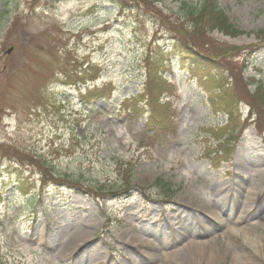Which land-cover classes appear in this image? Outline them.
<instances>
[{
    "label": "rangeland",
    "instance_id": "374dc122",
    "mask_svg": "<svg viewBox=\"0 0 264 264\" xmlns=\"http://www.w3.org/2000/svg\"><path fill=\"white\" fill-rule=\"evenodd\" d=\"M178 2L147 10L129 1L122 11L110 0H0V264H155L145 244L157 240L166 245L158 264H205L196 248L184 250V228L195 216L218 225L211 209L228 210L224 193L242 219L236 195L253 184L247 230L237 226L212 263L258 249L264 264V179L252 164L264 159V118L246 119L241 103L231 159L206 161L216 149L206 131L228 123L211 111L206 88L234 90L228 72L190 79L195 63L160 24L189 34ZM216 2L245 34L210 37L243 49L233 71L241 83L264 80V0ZM154 70L172 85L164 119L137 105ZM124 180L132 187L121 189Z\"/></svg>",
    "mask_w": 264,
    "mask_h": 264
},
{
    "label": "trees",
    "instance_id": "16d2710c",
    "mask_svg": "<svg viewBox=\"0 0 264 264\" xmlns=\"http://www.w3.org/2000/svg\"><path fill=\"white\" fill-rule=\"evenodd\" d=\"M112 3L122 10L128 6L131 1L137 7L139 5L147 7V10L162 4L165 0H111ZM178 2V0H177ZM181 11L182 22L188 25L189 34H185L184 30H180L175 23L160 20L163 28L167 27L173 33L171 36L174 49L180 51L187 56L194 66H191V76L198 78L203 83L201 72L205 69L218 71L220 74L218 80L222 81V77L229 74L232 81L229 85L234 90L232 93L224 90L220 85L217 87H207L208 101L210 108L215 115L224 114L227 117V126L208 130L206 133L213 137V144L217 145L216 153L224 155L225 160H229L232 156L234 148L238 144L239 138L237 132H240V116L239 105L245 103L250 110V119L258 117V120L264 118V80L257 81L252 79L241 83L239 75H234L236 70L234 59L243 51L240 47L230 46L227 43H216L210 36L217 32L223 37L243 36L245 33L237 26L230 22L229 17L217 4L216 0H204L201 6L189 5L186 2H178ZM149 7V9H148ZM158 15V12L155 13ZM177 25H179L177 23ZM181 26V25H179ZM260 39H264V32L258 33ZM231 59V60H229ZM193 67V68H192ZM243 67H246L243 63ZM149 77L146 80L145 93L148 94V104L154 110L159 112L162 110L160 100L163 96H169L171 86L163 78H158L159 72L149 71ZM228 72V73H227ZM227 73V74H226ZM242 75V73H241ZM212 85L211 80L206 82ZM236 83V89L233 87ZM249 86L254 87V91H250ZM145 96V95H144ZM143 96V97H144ZM144 99L140 100L142 102ZM215 154V153H214ZM215 154V155H217ZM217 155V156H219ZM43 182L46 178L43 177ZM131 182H124L125 188L130 187ZM79 184L76 183L75 186Z\"/></svg>",
    "mask_w": 264,
    "mask_h": 264
},
{
    "label": "bare ground",
    "instance_id": "6f19581e",
    "mask_svg": "<svg viewBox=\"0 0 264 264\" xmlns=\"http://www.w3.org/2000/svg\"><path fill=\"white\" fill-rule=\"evenodd\" d=\"M252 164H254V168L257 171L256 173H260L261 178L264 179V168L261 169L264 164V159L252 160ZM254 190H256V188L253 184V187H246L244 188V190L240 189V191L236 195L237 208L243 213L242 219H240V217L236 213L234 206L229 205L230 200L226 193L223 194V198H225L226 207L228 210L221 216L220 213L211 209V211L214 213L216 220H218L219 222L218 225L206 218H203V222L199 221L195 216L193 222L190 224V226L184 228V233L181 235V238L183 240L188 239V242L184 244V250L189 249L191 246H193L194 248H196V252L198 253L201 261H203L202 258L207 256L209 261H207V263L205 264H213L215 259H217L223 253L222 251H224L225 247L232 244L233 241L230 240V234L237 233V226L239 230H243L244 232L247 230L246 227L242 228L240 227V225L243 222L244 216H247L252 213L251 201L254 196ZM224 228L228 229L227 233L222 230ZM191 231V236L186 235L188 232ZM157 241L158 245H151V248H148V245L150 244H145L146 255L147 257L151 256L149 262L151 261L155 264H158L159 261L161 262L166 257L165 252H163V250L166 249V245L159 244V241L161 240ZM130 242L136 244H144L138 237L137 239L136 237H134L130 240ZM248 243L250 246H252L251 248L253 249L254 244L250 242V240L248 241ZM254 251L255 253L253 254L251 252H245L244 254H235V257L233 259L234 264H258L257 260L259 256V250L256 249ZM89 264L94 263L92 262V260H90Z\"/></svg>",
    "mask_w": 264,
    "mask_h": 264
}]
</instances>
